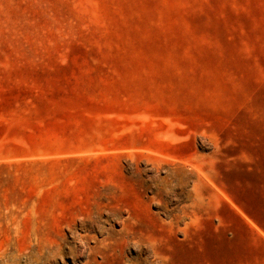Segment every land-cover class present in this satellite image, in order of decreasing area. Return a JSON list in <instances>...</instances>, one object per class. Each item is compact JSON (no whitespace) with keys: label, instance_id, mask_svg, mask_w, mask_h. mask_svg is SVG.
<instances>
[{"label":"rangeland","instance_id":"374dc122","mask_svg":"<svg viewBox=\"0 0 264 264\" xmlns=\"http://www.w3.org/2000/svg\"><path fill=\"white\" fill-rule=\"evenodd\" d=\"M0 264H264V0H0Z\"/></svg>","mask_w":264,"mask_h":264}]
</instances>
